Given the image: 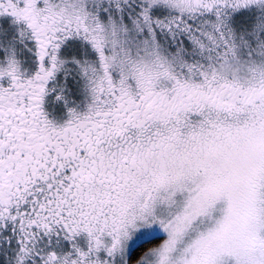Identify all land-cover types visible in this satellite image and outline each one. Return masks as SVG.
Masks as SVG:
<instances>
[{"label":"snow or ice","instance_id":"snow-or-ice-1","mask_svg":"<svg viewBox=\"0 0 264 264\" xmlns=\"http://www.w3.org/2000/svg\"><path fill=\"white\" fill-rule=\"evenodd\" d=\"M0 264H264V0H0Z\"/></svg>","mask_w":264,"mask_h":264}]
</instances>
